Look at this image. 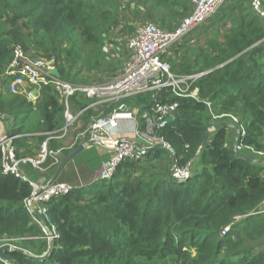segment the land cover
Returning <instances> with one entry per match:
<instances>
[{"label":"trees","instance_id":"16d2710c","mask_svg":"<svg viewBox=\"0 0 264 264\" xmlns=\"http://www.w3.org/2000/svg\"><path fill=\"white\" fill-rule=\"evenodd\" d=\"M115 1L0 0V117L6 122L5 133L13 137L10 146L16 158L37 155L45 133L63 127L64 107L51 85L40 88L35 104L9 92L12 76L5 71L13 47L20 46L31 57H53L62 80L89 83L70 68L75 50H100L105 32L118 26ZM129 1L166 31H174L192 11L190 0ZM222 5L216 11L218 23L207 26L210 33L194 52L188 53V42L179 45L186 61L167 58L177 74L207 71L194 83L198 98L163 96L164 102H178L174 117L157 130L171 151L151 147L138 160H121L111 177L96 178L89 187L70 184V192L50 198L44 206L58 237L49 250L24 205L32 188L2 172L0 150V246L15 247L4 251L9 263L264 264V213L247 215L264 204V161L254 153H264V20L251 10L249 0H224ZM229 12L241 19L222 23ZM122 101L139 108V114L149 108L148 94ZM70 102L72 111L79 112L92 100L76 93ZM116 105L97 104L79 117L89 125ZM212 113L225 116L213 119ZM228 115L243 129L236 137L240 149L234 148V122ZM211 126L215 129L196 154ZM30 140L37 143L36 154L20 150L30 148ZM55 141L50 148L58 146ZM174 162L176 167L190 163L188 178L170 177ZM25 166L37 171L30 164L21 169ZM63 169L56 181L64 180ZM31 174L27 177L32 181L42 179Z\"/></svg>","mask_w":264,"mask_h":264},{"label":"built area","instance_id":"2783aa9c","mask_svg":"<svg viewBox=\"0 0 264 264\" xmlns=\"http://www.w3.org/2000/svg\"><path fill=\"white\" fill-rule=\"evenodd\" d=\"M223 0H190L192 5L191 13L185 17L174 31H166L159 28L152 22H144L138 26L132 37L127 40L128 59L125 61L121 71L112 79L98 81L96 83L73 84L72 82L56 78L51 74L52 68L56 67V62L51 58L31 57L22 50L20 46H14L12 59L6 68V75L12 76L8 85L10 93H20L26 99L35 104L40 99V88L51 85L60 98L64 107V125L59 131L45 133V139L41 142L36 156H23L16 158L10 146L13 137H8L5 132L0 133V150L2 152V172L13 174L26 181L31 186V192L24 199V205L28 212L37 220V224L42 232V239L47 241V250L53 246V242L58 237V232L50 223L47 208L44 204L52 197L70 192L74 186L66 182L54 181L48 185V181L42 179L32 181L21 169V165H31L39 172L46 170L44 164L47 159L49 167L59 165L60 153L63 147L50 148V141L64 139L70 127L77 121L81 112L88 107L112 102L117 105L111 112L93 118L87 129L76 135L75 140L70 145L73 147L79 139L84 141H99L108 147V159L97 172L94 179H106L112 176L118 163L130 158L138 160L142 158L148 149L158 143H164L166 148L170 147L161 137L157 135V130L165 127L168 121L174 117L178 107L177 101L164 102V94L173 97L198 98V88L194 83L204 72L191 74H177L172 71L168 61L169 47L178 41L182 36L190 32L195 27L207 21L221 6ZM251 10L264 20V0H249ZM79 93L91 99L92 103L79 112L71 109L70 97ZM139 94L149 95V108L139 114V108H131L122 101L123 98H131ZM119 102V103H118ZM224 114H213V119H222ZM227 116V115H226ZM234 122L231 126L234 130V148L240 149L237 143V136L243 134V129L235 116L228 115ZM139 118L143 120L144 128H141ZM215 126L208 128L209 135ZM97 145V144H96ZM99 146V145H97ZM170 149V148H169ZM171 151V149H170ZM254 152V151H253ZM264 161L263 152H254ZM173 174L178 181L189 177V164L176 167L175 162ZM171 174V171H170ZM180 174V175H175ZM264 213V204L256 211L247 215ZM41 216V217H40ZM241 217L237 216L236 220ZM228 230L223 228L220 232L224 235ZM11 250L15 247L10 244ZM28 253V252H27ZM45 254V251L43 252ZM30 254V253H28ZM31 255V254H30ZM3 259L4 264L9 263Z\"/></svg>","mask_w":264,"mask_h":264},{"label":"rangeland","instance_id":"374dc122","mask_svg":"<svg viewBox=\"0 0 264 264\" xmlns=\"http://www.w3.org/2000/svg\"><path fill=\"white\" fill-rule=\"evenodd\" d=\"M223 2H224V0L222 1V4H223ZM225 4H226V0H225ZM114 6H115V10L117 12L118 26L116 28L110 29L107 32H105V40L103 43L100 44V50L90 49L89 47H82L80 49L75 50L76 54L74 55V63L72 64L73 66L70 67L69 64L65 62L66 66L70 67L72 69V71L73 70L75 72L79 71V76H83V77H86V79H89V83H91V82L96 83V82L101 81V80L105 81V80L112 79L113 77H115L121 71L125 61L128 59V56H129L128 50L126 47L127 46V40L133 36L134 31L142 23H144V22H152L153 23V21L150 20V16L147 15V13L142 11L140 8H136L133 1L130 2L129 0H116L114 2ZM224 7L225 6L222 5L221 8H224ZM214 14H216V12ZM217 15H219V14L217 13ZM216 20H217V18H216ZM216 20H214L211 25H214ZM211 21L212 20H210V22ZM207 23H204V24L198 26L196 28L195 32H191L186 37L180 39V41L178 40L179 42L176 41L174 44H172L168 49V53H167L168 58H169L171 50H173V52H176V54H175V57H176L179 53V45L184 44L185 42H188L187 45L191 48L188 50V53L194 52L196 47L198 48L199 44L202 43L201 35H199V34L197 35L196 33L199 29H201L203 27V25H205V24L207 25ZM62 46L66 47V44L62 43ZM188 46H186V47H188ZM173 47H174V49H173ZM102 55H104L103 60L101 59ZM62 57H64V56H62ZM4 93H6V92H4ZM197 95H198V92H197ZM100 109L102 110L103 108H100ZM80 121H81V119H80ZM76 122L73 125H75ZM78 122H79V120H78ZM79 125H80V123H79ZM88 126L89 125L81 124L79 131H77L76 133L85 131ZM231 132H232L231 134H234L233 131H231ZM232 140H233V135H232ZM31 141H34V140H31ZM34 143H35V145H37V143L35 141H34ZM92 147H95V145H93ZM56 148H58V146H56L55 148H52V149H56ZM101 148H103V147H101ZM37 149H38V146H37V148L30 147L28 149L23 147L20 150L21 151H28V152L34 151V153H35L37 151ZM92 152H94V151L92 150ZM83 155L89 158L88 152H86ZM27 156H33V155H27ZM93 160H94V157H91L90 161H93ZM76 168H79L77 164H76ZM100 169H101V167L99 168V170ZM191 170H192V167H190V164H189V172ZM170 171H171V174H169V175L174 177L173 176V174L175 173L174 164H172ZM63 172H65V171L63 170ZM175 175H180V174H175ZM59 181L67 182L66 180L65 181L59 180ZM92 182H89L84 186L89 187V185H91Z\"/></svg>","mask_w":264,"mask_h":264},{"label":"crops","instance_id":"0c3cea01","mask_svg":"<svg viewBox=\"0 0 264 264\" xmlns=\"http://www.w3.org/2000/svg\"><path fill=\"white\" fill-rule=\"evenodd\" d=\"M233 1H236V0H233ZM244 7H246V5H244ZM216 18H217V20H216ZM218 18H219V15H217V13L214 14L213 16H211L208 19L209 21L207 20L206 22H204V23L208 22L207 25L206 24L203 25V27L201 29H199L200 31L198 30L196 34L197 35L199 34L202 37L205 34L210 33V30L207 29V26L211 25L214 20H216L214 24H217ZM240 19H241V16H239V14L237 12H229L224 17L222 16V19H220V20H222V23L228 24L232 20L238 21ZM210 20H212V21L210 22ZM220 20H219V24H220ZM204 23H202V24H204ZM196 28L192 29L193 31L191 30L190 32H195ZM134 33H135V31H134ZM173 49H174V47H173ZM175 54H176V52H173V50H171L168 59L173 61V62L175 60L176 61H178V60L186 61L187 60L186 56H181L178 53V55L175 57ZM91 83H94V82H91ZM129 107H131V106H129ZM131 108H136V107H131ZM78 120H79V122H78ZM79 123H80V125L83 124V121L82 120L80 121V117L77 119L76 124L72 125L70 127L71 129H69V132L64 139L55 141V144H57L59 147L64 148V150L60 153V160H63L73 150H75V148L77 146L82 144L83 140L78 139L75 142V144L73 145V147H70V145L73 143V140H75L76 135L79 133V132L76 133L77 131H79V128H80ZM1 132H6V122L4 121V119L2 117H0V133ZM28 144L32 148H37V145H35L34 141L30 140V141H28ZM92 146H93V144L84 147V149L82 151H80L78 154H76L67 163L66 167L63 169L65 172H63V174H62L64 176V181L66 180L71 185L84 186L87 183L92 182L94 180L96 173L99 171V168L102 167L104 162L108 159L109 153L106 151V149L101 148L100 146H97V145H95V147H92ZM92 150L94 152H92ZM86 152H88L89 158L83 155ZM28 154L31 155L30 153H28ZM91 157H94L93 161H90ZM76 164L78 165L79 168H76ZM49 165H50L49 163L46 164L45 165L46 170L41 172V173H38L37 171H34V170L32 171V169L29 166H25L24 171L26 174H28L31 177H32L31 173L34 172L37 174V176H39V178H42V180L47 181L54 174V172H55L54 170H56L52 166L49 167Z\"/></svg>","mask_w":264,"mask_h":264},{"label":"water","instance_id":"95a60500","mask_svg":"<svg viewBox=\"0 0 264 264\" xmlns=\"http://www.w3.org/2000/svg\"><path fill=\"white\" fill-rule=\"evenodd\" d=\"M51 74L53 76H55L56 78H60V73H59V70L58 68H52L51 69ZM206 101V100H204ZM209 133L210 131L207 130L203 137H202V140L200 142V145L198 147V150L196 152V154L199 153V151L204 147L207 139H208V136H209ZM99 145L100 147H103L104 149H108V147L102 145L99 141H95V140H92V141H87V142H84L82 144H80L75 150H73L68 156H66L63 160H61L60 164L58 165V167L56 168L54 174L52 175V177L50 178V180L48 181V185H50L51 183H53L54 181H56L57 179V176L59 175V173L61 172V170L64 168V166L76 155L78 154L80 151H82L84 149V147L88 146V145ZM165 147L166 148V145L164 143H158L156 145H154L153 147ZM170 147H168L169 149ZM171 149V148H170ZM263 161V160H262ZM171 177V176H170ZM172 178V177H171ZM174 179V178H173ZM176 181V180H175ZM5 250H11L10 246L9 245H2L0 246V258H5V254H4V251Z\"/></svg>","mask_w":264,"mask_h":264},{"label":"clouds","instance_id":"9594fccd","mask_svg":"<svg viewBox=\"0 0 264 264\" xmlns=\"http://www.w3.org/2000/svg\"><path fill=\"white\" fill-rule=\"evenodd\" d=\"M50 180V179H49ZM49 180H47V181H49Z\"/></svg>","mask_w":264,"mask_h":264}]
</instances>
